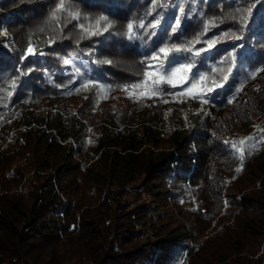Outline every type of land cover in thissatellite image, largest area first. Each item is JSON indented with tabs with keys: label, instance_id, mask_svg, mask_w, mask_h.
<instances>
[{
	"label": "trees",
	"instance_id": "1",
	"mask_svg": "<svg viewBox=\"0 0 264 264\" xmlns=\"http://www.w3.org/2000/svg\"><path fill=\"white\" fill-rule=\"evenodd\" d=\"M53 2L0 0V105H8L0 106V264H264V142L257 139L242 163L223 143L264 134V0H251L244 39L196 58L200 71L213 64L219 71L221 58L243 46L210 103L171 95L136 103L115 88L109 95L126 94L128 104L104 110L106 99L96 103L93 92L74 89L81 78L114 86L140 78L153 40L165 39L159 30L147 39L140 28L128 39L129 23L152 19L144 18L149 0H75L83 13L114 21L110 35L79 43L70 32L75 21L64 28L71 38L52 44L50 29H18L39 20L45 27ZM191 7L181 41L194 39L202 20L233 10L232 0ZM176 14L167 13L165 28ZM238 28L224 19L194 47ZM29 40L45 55L22 62ZM105 59L113 63L98 62ZM170 200L192 216L187 226L163 227L169 216L160 201Z\"/></svg>",
	"mask_w": 264,
	"mask_h": 264
},
{
	"label": "snow or ice",
	"instance_id": "2",
	"mask_svg": "<svg viewBox=\"0 0 264 264\" xmlns=\"http://www.w3.org/2000/svg\"><path fill=\"white\" fill-rule=\"evenodd\" d=\"M194 0H149L150 7L144 13V18L151 16L152 19L148 23L144 22V19H140L138 24L129 23L127 25V35L129 40L137 39L136 28L144 29L147 39L158 36V30L164 33V40L160 44H156L153 40L152 49L145 53L140 64L143 68L139 69L137 75L140 77L134 82L122 83L118 85L105 84L93 79L81 78L80 84L74 89L75 92L81 91L93 92L96 103L101 98L107 99L105 93H110L115 88L124 91L128 98L136 103L142 100H150L155 97L162 98L165 95H171L174 97H180V102H184L185 99L198 100L202 104H208L211 102V94L218 87H222L225 82L229 80V77L233 71L232 66L237 60L236 47H243L242 45L235 46L233 50L228 51L219 62L220 65L225 67L220 68L218 71V65H210V72L200 71L196 63V58L201 56L202 52H207L213 49L216 45L226 40H242L244 39V33L248 27L249 17L252 12L251 0H232L233 10L222 19L208 18L202 20L201 30L195 36L194 39L182 40L183 35L182 20L190 19L192 14V3ZM202 3L207 4L208 0H201ZM169 11L176 12L173 17V23L164 27L167 13ZM224 19L232 20L239 24V28L233 32L231 30L224 31L216 34L211 39L203 40L204 47H194L197 43L201 42V38L222 23ZM73 24V29L70 32L75 31L76 43H79L84 39H92L93 37L104 36L105 33L111 34L110 29L114 27V21L107 15H95L89 16L83 13L76 5L75 0H54L53 5L50 7L48 15L44 21L45 27H40L37 31L43 33L46 28L52 32L51 38L48 40L49 44L55 43L57 39L71 38L65 37L64 28L69 23ZM187 53L188 56L183 57L184 62L178 58L180 54ZM43 56V51H38L34 48L33 43L29 40L27 49L21 55V61L23 62L30 56ZM99 63L112 64V60H102ZM65 65L72 63L71 60L65 59L63 61ZM202 63V61H201ZM195 69V70H194ZM32 71H21L20 76L27 75ZM74 74L78 77L81 76L80 69L74 68ZM264 71V68L259 69ZM257 75V71L249 73L248 78L254 79ZM19 77L11 81L12 90L7 91V97L10 98L13 95L14 90L19 84ZM69 83H74L70 79ZM68 87V85H64ZM167 88L173 90L179 89V91H167ZM241 89L237 88L239 92ZM66 94H71L66 93ZM85 99H88L85 96ZM162 102L167 103V100ZM228 103H232L229 99ZM0 106L7 107V104ZM259 139L260 142H264V134L257 138L250 136L239 141L224 140L223 143L230 148V150L236 154L241 163L245 159V154H250L251 149L255 148V142ZM91 141L89 140V143ZM251 144V148L243 147L246 144ZM237 173L242 171V166L235 169ZM225 204L227 202L225 201Z\"/></svg>",
	"mask_w": 264,
	"mask_h": 264
},
{
	"label": "rangeland",
	"instance_id": "3",
	"mask_svg": "<svg viewBox=\"0 0 264 264\" xmlns=\"http://www.w3.org/2000/svg\"><path fill=\"white\" fill-rule=\"evenodd\" d=\"M43 20H39L36 23H32L30 22L28 26H25L24 24H21L20 26H18V29L23 30L24 32L26 31V28H34V27H41ZM34 24V25H33ZM11 53V51H9ZM83 72V71H82ZM170 91H179V89H171L169 88ZM107 95V99L103 102V104L101 103L99 106V108H101V110L104 109H117L120 106L124 107L126 106V104H128L127 99L124 97L126 94L122 95V94H118V95H112L110 96L109 93H106ZM81 98H72L69 99L67 101V103L69 104L70 107L76 108L80 102H81ZM147 100H142V102H146ZM149 102V101H148ZM264 120V118H263ZM162 200V199H161ZM160 205L163 206L162 210H166L167 211V215L169 216V220L167 222H165L163 227L166 230H173V229H180L182 226H187V224H189L193 218L191 215L181 212L180 209L178 207L175 206V202L174 201H167V203L160 201ZM165 207V208H164ZM191 245L193 244L192 242H190ZM178 264H184V260L182 259L181 261L178 262Z\"/></svg>",
	"mask_w": 264,
	"mask_h": 264
}]
</instances>
